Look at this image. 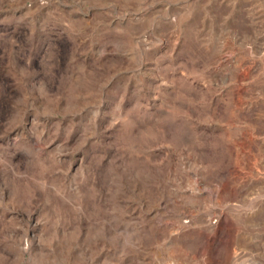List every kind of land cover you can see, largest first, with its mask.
<instances>
[{
	"label": "rangeland",
	"instance_id": "obj_1",
	"mask_svg": "<svg viewBox=\"0 0 264 264\" xmlns=\"http://www.w3.org/2000/svg\"><path fill=\"white\" fill-rule=\"evenodd\" d=\"M263 84L264 0H0V264H260Z\"/></svg>",
	"mask_w": 264,
	"mask_h": 264
},
{
	"label": "bare ground",
	"instance_id": "obj_2",
	"mask_svg": "<svg viewBox=\"0 0 264 264\" xmlns=\"http://www.w3.org/2000/svg\"><path fill=\"white\" fill-rule=\"evenodd\" d=\"M261 90L264 92V84L261 86ZM262 141L264 142V133H263V135H262ZM263 163V166H264V161L262 162ZM260 181V180H259ZM261 191V190H264V180H262V181H260V182H254L253 184H251V186H250V189L248 190V192H249V194H251L252 192L254 193V192H258V191ZM259 191V192H260ZM252 193V194H253ZM260 204H262V203H259V205H258V208H257V211L255 212V213H251V215L250 216H248L247 214H246V216H248V217H246L245 219H246V221H244L245 223H255V225L256 224H263L264 225V208H262L261 206L262 205H260ZM264 205V204H263ZM257 206V205H256ZM255 211V210H254ZM253 211V212H254ZM244 218H243V220H245ZM247 226V225H246ZM256 238H257V236H256ZM254 236H251V235H242V241H244V242H246V243H253V244H257L256 243V239ZM258 246V245H257ZM260 246V245H259ZM252 247H254V246H252ZM259 248L260 247H258V253H260V251H259ZM262 248V247H261ZM255 251V250H254ZM257 252V251H256ZM261 254V253H260ZM262 256V255H261ZM258 263H260V264H264V257H261L260 258V261L258 262Z\"/></svg>",
	"mask_w": 264,
	"mask_h": 264
}]
</instances>
